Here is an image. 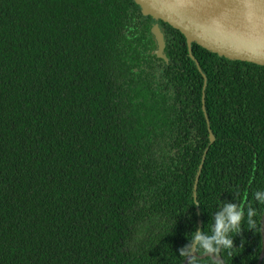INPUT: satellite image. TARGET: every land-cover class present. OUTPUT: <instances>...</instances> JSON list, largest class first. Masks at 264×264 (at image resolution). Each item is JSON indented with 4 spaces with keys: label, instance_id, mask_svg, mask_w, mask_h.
<instances>
[{
    "label": "trees",
    "instance_id": "obj_1",
    "mask_svg": "<svg viewBox=\"0 0 264 264\" xmlns=\"http://www.w3.org/2000/svg\"><path fill=\"white\" fill-rule=\"evenodd\" d=\"M256 191L264 66L190 52L134 0H0V264H184L226 203L258 227L213 255L258 264Z\"/></svg>",
    "mask_w": 264,
    "mask_h": 264
},
{
    "label": "water",
    "instance_id": "obj_2",
    "mask_svg": "<svg viewBox=\"0 0 264 264\" xmlns=\"http://www.w3.org/2000/svg\"><path fill=\"white\" fill-rule=\"evenodd\" d=\"M145 16L168 24L192 44L231 61L264 66V0H134ZM159 58H165V35L159 24L152 28ZM194 59V57L191 55ZM199 67V63L196 61ZM206 87V77H205ZM211 144L215 137L210 134ZM198 181V178H197ZM264 239V215H263ZM264 242V240H263ZM191 256L197 257L194 250ZM212 257L223 263L222 257ZM264 259V247L258 264ZM184 264H188V259Z\"/></svg>",
    "mask_w": 264,
    "mask_h": 264
},
{
    "label": "clouds",
    "instance_id": "obj_3",
    "mask_svg": "<svg viewBox=\"0 0 264 264\" xmlns=\"http://www.w3.org/2000/svg\"><path fill=\"white\" fill-rule=\"evenodd\" d=\"M254 195L259 203L264 204V191H256ZM256 216L257 212L251 207L245 215L241 210V206L226 203L223 211L215 217L211 235L204 232H193L191 239H189L191 242L179 249V255L188 259V264H199L196 257L190 255L194 250L205 254H216L221 250H231L234 247V235L242 233V222L246 221L249 230L258 227L257 220L253 219ZM193 244L195 247H193Z\"/></svg>",
    "mask_w": 264,
    "mask_h": 264
}]
</instances>
